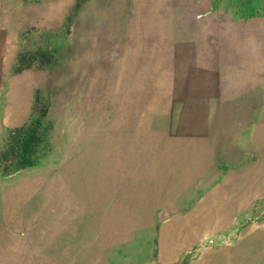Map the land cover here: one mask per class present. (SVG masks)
I'll return each instance as SVG.
<instances>
[{
  "label": "rangeland",
  "instance_id": "374dc122",
  "mask_svg": "<svg viewBox=\"0 0 264 264\" xmlns=\"http://www.w3.org/2000/svg\"><path fill=\"white\" fill-rule=\"evenodd\" d=\"M0 264H264V0H0Z\"/></svg>",
  "mask_w": 264,
  "mask_h": 264
}]
</instances>
